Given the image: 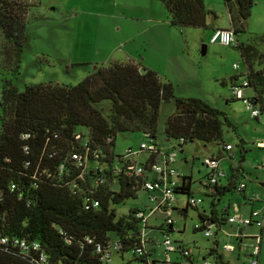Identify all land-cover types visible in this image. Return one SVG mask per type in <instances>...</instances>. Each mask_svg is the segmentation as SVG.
Returning a JSON list of instances; mask_svg holds the SVG:
<instances>
[{
  "label": "trees",
  "instance_id": "1",
  "mask_svg": "<svg viewBox=\"0 0 264 264\" xmlns=\"http://www.w3.org/2000/svg\"><path fill=\"white\" fill-rule=\"evenodd\" d=\"M158 1L170 26L204 28L206 15H213L202 0ZM28 2L0 0V237L7 239L0 243V264H106L101 256L112 253L109 234L114 237V252L122 256L129 251L141 264H152L148 245L155 243L147 234L149 225H142L135 216L139 208L120 216L115 212V205L144 191L143 183L148 179L147 170L141 176L125 174L128 160L123 162L122 155L113 153L116 134L140 132L155 138L160 103L170 99L173 112L165 119L163 134L171 142L182 138L180 151L183 144L192 141L213 142L225 149L227 144L219 143L221 130L224 124H230L205 101L175 97L170 83L160 81L154 71L129 62L94 67L75 85L31 83L17 90L1 73L6 71L13 78L19 72L26 16L32 6ZM222 2L236 35L243 31L254 0ZM258 40L264 41V37ZM236 46L246 65L253 99L264 111V66L253 70L251 60L256 53L250 45ZM104 101L108 103L105 114L98 107ZM74 152L83 157L84 163L78 165L71 158ZM96 164L106 166L93 171ZM179 182L175 193L191 195L190 177L180 175ZM239 184L201 185L211 191L206 196L211 197L209 204L213 205L215 195L235 188L242 192L244 184L238 189ZM261 184L264 186V179ZM185 207L175 211L185 214ZM227 215L226 207L211 211L205 218L200 214L197 217L200 222H210L217 234L227 225ZM154 228L163 235L162 223ZM165 230L168 233L172 226ZM12 239L37 243L44 260L36 258L37 251L21 252ZM208 254L215 264H228L218 251L216 238Z\"/></svg>",
  "mask_w": 264,
  "mask_h": 264
},
{
  "label": "rangeland",
  "instance_id": "2",
  "mask_svg": "<svg viewBox=\"0 0 264 264\" xmlns=\"http://www.w3.org/2000/svg\"><path fill=\"white\" fill-rule=\"evenodd\" d=\"M202 2L204 8L213 13L206 15L204 28L170 26L166 11L158 0H39V3L38 0H29L28 4L32 6L28 8L26 16L19 72L13 78L6 71H2L1 75L10 78L16 89L21 91L24 84L31 83L75 85L94 67L110 62H129L154 71L160 81L171 84L175 97L199 98L225 116L230 125L222 126L219 143L232 146V160L223 152L218 161L219 169L223 167L230 173L229 167L235 165L234 161H239L243 174L237 180L245 183L247 193H257L261 200L263 187L258 181L264 179V174L256 168L257 162L264 156V149L254 147L255 141L251 140L264 137V113L258 114V120L252 119L243 103L231 97L228 88L231 81L238 83L247 78L246 65L237 43L250 45L256 53L251 60L253 70L264 66L263 55L258 56L264 54V41L258 40L264 37V0H254L243 31L235 35L236 41L232 45L209 41L214 27L229 26V15L222 0ZM234 64L238 65L236 69L233 68ZM251 92V87L243 90L244 95ZM261 92L264 105V87ZM98 107L105 114L108 103L104 101ZM172 112V99L160 103L154 142L162 152L168 145L163 125ZM143 141L146 139L140 132H119L114 139L113 153L142 160L145 155L139 152V144ZM217 147L218 144L213 142L203 144L192 141L183 144L182 151L177 148L172 150L175 153L173 167L181 176L184 173L191 176L192 196H200L202 201L196 208L185 207L186 195L176 194L179 207H185L186 212L173 211V226L168 238L173 245L189 249L193 258L200 262L202 257L213 260L208 254L213 237H205L203 231H193V225L198 221V209H205L210 202L209 196L201 192L203 188L198 190L197 186L198 180L208 172L203 157ZM238 152L243 155V162L237 159ZM220 201L228 202L229 207L233 201L242 202L235 190L224 193ZM150 205L146 193L140 190L135 198L129 197L115 205V212L120 216L131 208H141L147 214ZM251 207L258 210L261 203L253 201ZM248 208V205L239 207L240 213H246ZM161 221L159 214L147 220V234L155 243L148 245L151 258L155 261L153 264H164L163 237L154 228ZM225 229L234 230V227L227 224ZM250 232L258 233L259 229L254 225L243 228V233ZM109 235L112 253L106 264H141L129 251L122 253V256L114 252V237L113 234ZM216 239L219 243L228 242L235 248L232 252L223 253L225 258L234 255L240 256V260L243 258L244 247L238 249L233 238H226L220 232ZM170 256L173 259L175 254L171 253ZM235 263L241 264L238 260ZM260 264H264V237Z\"/></svg>",
  "mask_w": 264,
  "mask_h": 264
},
{
  "label": "built area",
  "instance_id": "3",
  "mask_svg": "<svg viewBox=\"0 0 264 264\" xmlns=\"http://www.w3.org/2000/svg\"><path fill=\"white\" fill-rule=\"evenodd\" d=\"M211 43H219L221 45H232L235 43V34H233L232 29L230 28H214L212 30V34L209 38ZM238 67L237 64L233 65V68L236 69ZM249 87V82L247 78L242 79L240 82H235L229 85V91L231 97L234 99L240 100L245 109L248 110L251 118H258V114L264 113L260 108V105L253 99L255 96H245L243 90ZM264 125V120L262 121ZM146 141H143L139 144V152H143L144 158L142 160L137 161L136 159L129 157L128 155H122V161L128 160L126 162V167L124 169L125 174L128 176H141L142 174L148 171V179L143 183L144 192L147 195L148 202L151 205L148 208L147 214L142 209H137L135 216L141 220L142 225L148 224V218L159 214L162 217V227H163V248H164V264H215L212 260H208L205 257L201 258L200 261H194L192 259V255L190 254L189 249L173 245L171 240L168 238V233L165 229L170 228L173 225L172 213L177 208V199H176V188L180 186L179 176L180 174L173 167V163L175 162V153L172 152L174 148L180 150L179 145L182 143V138H179L168 146L165 151H160L158 145L154 142V138L149 134H142ZM254 145L259 149H264V137L257 139ZM231 146L229 144L225 145V149L229 150ZM128 154H131L130 151H127ZM151 155L156 156L153 161L149 158ZM97 157V156H96ZM71 158H73L77 164H81L83 162V157L74 152L71 154ZM85 161V160H84ZM84 163V162H83ZM203 164L207 168L208 172H206L204 179H202L201 184L205 185H213L217 184L218 180L224 176V172L219 169L218 160L214 156H206L203 157ZM105 164L102 165H93V171H101L104 170ZM258 170L264 174V156L257 163ZM100 181V180H99ZM13 184L10 186L13 188ZM243 184H239L238 189L242 188ZM202 199L200 197H194L192 195H187L185 199V206L196 207L200 204ZM97 202L93 201V206H96ZM264 215V201L261 207L258 210H251L248 215L243 216L234 212L229 214L225 218V223L229 226H233L234 230H228L225 228H221L218 232H222L223 236L226 238H233L236 241L238 246L244 247L245 253L243 264H258V254H259V242L260 236L259 234H246L243 233V228L246 226L254 225L256 227H260L263 222ZM203 228V234L205 237L216 238L217 234H214V227L210 222H200L196 221L193 225L194 229H199L201 226ZM247 237V238H246ZM249 239L248 244L245 245L244 240ZM6 237H0V243H6ZM12 244L17 246L21 252H28L29 250L37 251V259L39 261L44 260V254L39 251V246L37 243L32 242L30 244L26 243L23 239H12ZM218 242V251L222 253L232 252L235 250L234 246L228 242L219 243ZM244 243V244H242ZM140 252V249L138 250ZM171 253L177 255V258L171 259ZM101 259L105 262L109 261L110 254L109 252H105ZM148 264H151L150 262Z\"/></svg>",
  "mask_w": 264,
  "mask_h": 264
},
{
  "label": "crops",
  "instance_id": "4",
  "mask_svg": "<svg viewBox=\"0 0 264 264\" xmlns=\"http://www.w3.org/2000/svg\"><path fill=\"white\" fill-rule=\"evenodd\" d=\"M38 3H39V0H38ZM37 3V4H38ZM168 23V22H167ZM214 28H221V27H214ZM213 28V29H214ZM223 28H230V24H229V26L228 27H223ZM212 29V30H213ZM231 29V28H230ZM235 39H236V36H235ZM253 64V63H252ZM259 69V68H258ZM258 69H256V70H258ZM232 83H235V81L233 80V81H231V83L230 84H232ZM252 88V87H251ZM254 95V91H253V88H252V92L250 93V94H247V95H245V96H253ZM238 100V99H237ZM262 101V100H261ZM264 106V105H263ZM255 120H258V118L257 119H255ZM262 134H264V132L262 133ZM242 140V139H241ZM257 139H254V140H251V142L252 141H256ZM165 141H167V144L168 145H170V143H169V141H171V140H168V139H165ZM242 142L244 143V141L242 140ZM255 143V142H254ZM224 144H228V143H224ZM168 145H166L167 147H168ZM230 145V144H229ZM223 145H221V146H218L215 150H213V151H210V154L209 155H207V156H210V155H214V156H217L218 157V161H219V159L223 156L222 155V153L223 152H225L226 153V155H227V157L230 159V160H232V153H231V149H232V146H231V148L229 149V150H225L224 149V147H222ZM254 147H256L255 145H254ZM241 148H242V150H245V148H244V146H241ZM257 148V147H256ZM181 151H182V149H181ZM240 152H241V150H240ZM240 158V160L243 162V155L240 153L239 154V152H238V157H237V159H239ZM184 162L186 163V160H184ZM235 162V165L232 167V165L229 167V172L230 173H228L226 170H224L223 169V167H221V170L224 172V176L222 177V180H224V181H222V180H218V182H217V185H219V186H225V185H227L228 183H235V186L237 185V184H239V183H243V182H241V181H238L237 180V177L240 175V174H243V168H242V165H241V163L239 162V161H234ZM184 176H189L190 177V180H192L191 179V176L190 175H186L185 173L183 174ZM205 176V175H204ZM204 176H202L199 180H198V186H197V189L199 190L200 188H203V190L201 191V192H203L204 193V195H207V194H212L211 193V191L209 190V189H205L201 184H200V181H201V179L204 177ZM261 181L262 180H259L258 181V184L260 185V186H262L263 188H262V190H263V198H261V200H259L258 199V196H259V194H257V193H253L252 191L250 192V193H247L246 192V185H245V183H243L244 184V187H243V191L242 192H238V190L235 188L234 190L237 192V194L240 196V198H241V203H238V202H235V201H233L232 202V205H231V207H229V203L228 202H226V203H223V202H221L220 200H221V196L223 195H219L218 197H217V195H215L216 196V199H213V202L215 203V204H213V205H210V204H208V206L204 209V208H200V209H198V212H197V215L198 214H200V215H202L204 218L205 217H207V215H209V213L211 212V211H216V212H219L220 210H223L224 208H226L227 207V211H228V214H232V213H234V212H239L240 213V209H239V207H243V206H245V205H248L249 206V208H248V211L245 213V211H243V213H240L241 215H243V216H246L251 210H254V208L253 207H251V202H253V201H259L260 203H261V205H262V203H263V201H264V186L261 184ZM200 192V191H199ZM255 192V191H254ZM190 194L192 195V191H191V185H190ZM194 196V195H193ZM197 197H200V196H197ZM201 198V197H200ZM210 201H211V197H210ZM179 200L177 199V208L178 209H181L182 208V206L181 207H179ZM184 202H185V200H184ZM210 203V202H209ZM201 204V203H200ZM186 212V211H185ZM263 220H264V215H263ZM173 226V225H172ZM229 226V225H228ZM229 227H231V226H229ZM258 229H259V232L258 233H256V232H250V233H248V234H259V236H260V242H259V254H258V264H260L261 263V252H262V244H263V237H264V227H263V222H262V225L260 226V227H257ZM248 242H249V239H245L244 240V243H245V245L246 244H248ZM244 243H242V244H244ZM239 248H240V246H239ZM244 253H245V251H244ZM243 253V254H244ZM242 254V256H243V258L240 260L239 259V257L240 256H236V255H234V257L232 256L231 258H225L224 257V254H223V257L225 258V260L228 262V264H236L235 263V261L237 262V260H238V263H241V264H243V262H245V260H244V255ZM150 258H151V253H150ZM153 258H151V260H152ZM192 259L196 262L197 261V259H195V258H193V256H192ZM155 261H152V264L154 263Z\"/></svg>",
  "mask_w": 264,
  "mask_h": 264
},
{
  "label": "water",
  "instance_id": "5",
  "mask_svg": "<svg viewBox=\"0 0 264 264\" xmlns=\"http://www.w3.org/2000/svg\"><path fill=\"white\" fill-rule=\"evenodd\" d=\"M202 52H203V50H202ZM143 72H144V70L141 69V70H140V73H143Z\"/></svg>",
  "mask_w": 264,
  "mask_h": 264
}]
</instances>
